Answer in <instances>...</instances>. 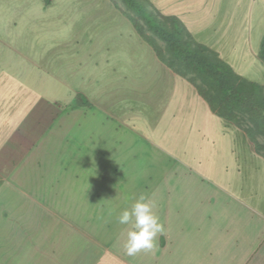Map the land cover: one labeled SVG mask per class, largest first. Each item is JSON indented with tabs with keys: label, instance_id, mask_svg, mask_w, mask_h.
Here are the masks:
<instances>
[{
	"label": "crops",
	"instance_id": "0c3cea01",
	"mask_svg": "<svg viewBox=\"0 0 264 264\" xmlns=\"http://www.w3.org/2000/svg\"><path fill=\"white\" fill-rule=\"evenodd\" d=\"M104 1L64 38L0 2V264H264V156ZM107 24L125 43L82 37ZM141 194L164 231L128 256Z\"/></svg>",
	"mask_w": 264,
	"mask_h": 264
},
{
	"label": "trees",
	"instance_id": "16d2710c",
	"mask_svg": "<svg viewBox=\"0 0 264 264\" xmlns=\"http://www.w3.org/2000/svg\"><path fill=\"white\" fill-rule=\"evenodd\" d=\"M121 2V11L158 57L189 80L219 116L241 128L264 156V85L236 72L177 16L152 10L147 0ZM261 55L264 59V40Z\"/></svg>",
	"mask_w": 264,
	"mask_h": 264
},
{
	"label": "rangeland",
	"instance_id": "374dc122",
	"mask_svg": "<svg viewBox=\"0 0 264 264\" xmlns=\"http://www.w3.org/2000/svg\"><path fill=\"white\" fill-rule=\"evenodd\" d=\"M9 1L0 0L2 7H5V2ZM109 1L120 11L121 7H124L121 0ZM147 1L154 11L177 16L193 32L197 40L209 44L212 49L222 53L227 62L234 63L233 66L237 72L250 79H256L259 72L258 65L252 61L249 52L251 47L257 46V39L264 31V0ZM11 5L17 12L21 7L26 10V13H33V19L40 15L39 19L47 20L44 22L50 36L57 35L52 34V31H55V27H57L54 20L57 15L63 13H114L110 3L104 0H11ZM112 22L116 23L114 17ZM68 27L64 25L66 29H63L62 33L57 36L61 38L69 36L71 31ZM82 27L84 26L82 25ZM118 30L120 29L117 25L111 27L107 24L101 30L97 25L95 29L89 27L86 31L87 34L85 33L86 35L84 34L82 37L88 40L91 36L98 42H107L108 44L125 43L126 34L121 35L122 31ZM252 53H257L258 60L262 61L261 49Z\"/></svg>",
	"mask_w": 264,
	"mask_h": 264
},
{
	"label": "clouds",
	"instance_id": "9594fccd",
	"mask_svg": "<svg viewBox=\"0 0 264 264\" xmlns=\"http://www.w3.org/2000/svg\"><path fill=\"white\" fill-rule=\"evenodd\" d=\"M155 203L141 194L130 208L124 209L117 217L121 225H131L124 245L128 256L157 247V237L163 233V225L154 213Z\"/></svg>",
	"mask_w": 264,
	"mask_h": 264
}]
</instances>
